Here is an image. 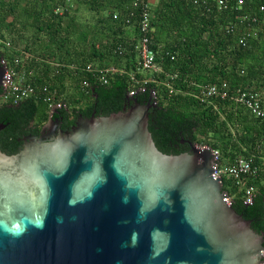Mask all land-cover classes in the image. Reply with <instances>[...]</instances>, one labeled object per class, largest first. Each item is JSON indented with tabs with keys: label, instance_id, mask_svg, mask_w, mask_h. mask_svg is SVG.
Wrapping results in <instances>:
<instances>
[{
	"label": "water",
	"instance_id": "1",
	"mask_svg": "<svg viewBox=\"0 0 264 264\" xmlns=\"http://www.w3.org/2000/svg\"><path fill=\"white\" fill-rule=\"evenodd\" d=\"M0 63L3 95L12 77L1 53ZM147 89L122 111H94L71 131L28 137L18 154L0 151V264L264 263V232L213 176L217 154L157 148L155 90L145 104L132 98Z\"/></svg>",
	"mask_w": 264,
	"mask_h": 264
},
{
	"label": "trees",
	"instance_id": "2",
	"mask_svg": "<svg viewBox=\"0 0 264 264\" xmlns=\"http://www.w3.org/2000/svg\"><path fill=\"white\" fill-rule=\"evenodd\" d=\"M134 1L0 0V37L9 40L4 34L12 35L9 41L13 45L31 30L33 40L32 47L30 44L22 50H5L2 55L11 62L25 52L34 56L27 66L35 69L31 75L27 71V79L37 91L36 96L18 104L1 102L0 123L10 121L25 127L32 122L45 123L50 115L46 99L54 93L55 101H64L68 106L58 111L67 115L71 110L74 121L94 111L97 116L117 113L129 107L131 74L152 77L155 83L132 98L145 104L155 90L149 130L157 148L172 154L184 139L218 149L224 164L238 156L253 157L259 172L244 178L246 186L256 188L253 204H244L240 187L229 176L223 178V189L233 197V208L252 221V229L263 233L264 119L253 116L230 98H212L207 103L193 94L198 90L196 85L228 82L232 95L237 89L251 90L258 94L264 108V0H245L241 7L236 0H228L226 8L220 7L218 0H147L151 4L153 46L162 69L150 74L139 72L137 20L126 23L132 12L139 13ZM72 2L99 14L97 32L92 37L86 29L77 31L70 11H76L78 6L70 8ZM58 8H63L61 14L56 12ZM234 24L239 29L228 33ZM248 31L255 34L246 47L239 46L238 40ZM47 60L62 66H51L44 62ZM88 64L116 67L125 73L111 77L108 85H100L83 71ZM84 80L90 82L85 90ZM69 90H75L76 96Z\"/></svg>",
	"mask_w": 264,
	"mask_h": 264
},
{
	"label": "built area",
	"instance_id": "3",
	"mask_svg": "<svg viewBox=\"0 0 264 264\" xmlns=\"http://www.w3.org/2000/svg\"><path fill=\"white\" fill-rule=\"evenodd\" d=\"M239 7L244 5L245 0H236ZM228 0H218V4L220 7H227ZM134 7L139 8V13L132 12L130 17L126 20L127 24H131L134 19L137 20L138 31H139V39H138V67L139 72L144 74H150L152 72H162L159 63L157 64V57L158 53L154 50L153 41H152V14H151V4L147 0H135ZM261 10H264V7H261ZM58 13L63 12V8H58L56 10ZM114 18H117V15H114ZM138 18V19H136ZM239 29L238 24L232 25L228 28V33H233ZM255 33L252 32H245L243 36L238 40V45L242 47H246L248 45V40L251 38V35ZM14 48L12 43L9 40L3 39L0 37V53L2 51L9 50ZM159 49L162 46H158ZM121 50V48H119ZM168 55V53H167ZM2 59L6 62L7 65V72L6 76H11L12 79L6 84V92L3 95H0L2 102L4 103H11V104H18L25 100L30 99L33 96L37 95V91L35 87L28 82L27 79V71H29V75L33 73V70L30 67H26L29 65V61L34 59V56L28 52L23 53L21 57H15L12 62L5 56L2 55ZM37 62H40L38 59H35ZM45 63L54 66V67H61V63L47 60L44 61ZM27 69V70H26ZM83 71L87 74H90L95 82L100 85H108L110 83V78L115 75L124 74V70L118 69L116 67H97L93 64H88L86 67L83 68ZM155 79L152 77H143L137 78L135 73L131 74V89L128 95H132V93L137 92V88L142 89L148 86L151 83H155ZM90 82L89 80H84L82 83L83 90L89 88ZM198 90L196 91L194 97L201 102H209L212 98H220V99H232L235 102L243 105L247 109H249L250 113L257 117L264 119V108L261 105L260 98L258 94L251 90H242L237 89L235 93L232 95L230 93V87L228 82H222L220 84H200L196 85ZM171 90V86L168 84ZM155 92V91H154ZM156 94V92H155ZM56 93L52 94L51 97L46 99L49 102V109L51 113L52 106L59 105L64 101H55ZM65 103V102H64ZM66 109H68L67 104L65 103ZM208 146L211 148L213 154H217L218 160L221 162L220 164H215L217 167L216 173L213 174L214 177L218 178V176L223 178L225 176H229L234 180V184H237L242 193H243V202L247 203L252 201V194L256 195V188L253 185L246 186L244 178L249 176H256L259 172V168L254 166V159L253 157H243L238 156L232 163L224 164L222 159V154L218 149H213L209 145H198L201 149ZM229 195V193L227 192ZM230 196V195H229ZM233 199L230 196L227 201H231ZM264 264V263H263Z\"/></svg>",
	"mask_w": 264,
	"mask_h": 264
},
{
	"label": "flooded vegetation",
	"instance_id": "4",
	"mask_svg": "<svg viewBox=\"0 0 264 264\" xmlns=\"http://www.w3.org/2000/svg\"><path fill=\"white\" fill-rule=\"evenodd\" d=\"M1 66L2 65L0 63V67ZM129 98L130 97H128V100H130ZM1 102L2 101H0V105ZM128 105H130V101L128 102ZM80 116L84 115L81 114ZM74 117L75 115H73V112L71 110L67 113V115L62 114L57 110V113H53L51 117L49 115V119L41 125H37L36 123L32 122L29 124V126L25 127L21 126L19 123H12L9 121L6 124L5 129L0 131V151L9 156L15 155L23 149L27 138L30 136H41L42 134L45 135L52 130L56 134L60 132L71 131L76 123V121H74ZM45 126L46 129L43 133V128ZM191 143L192 142L182 139L180 145L176 146L174 151H177L179 153L188 152L191 148ZM174 151H171L172 154H174Z\"/></svg>",
	"mask_w": 264,
	"mask_h": 264
},
{
	"label": "rangeland",
	"instance_id": "5",
	"mask_svg": "<svg viewBox=\"0 0 264 264\" xmlns=\"http://www.w3.org/2000/svg\"><path fill=\"white\" fill-rule=\"evenodd\" d=\"M78 5H76L75 3H71L69 5L70 8L72 9H76ZM70 15H74V18H75V21L77 22V31L79 32H82L83 30H87L88 32H92L91 34H89L91 37L94 35L95 31H96V28H95V25L97 24V21H98V15L97 13L89 10L86 6L84 5H80L78 6L77 10L76 11H70ZM107 15V12L103 15V16H106ZM9 20H11V18H9ZM97 32V31H96ZM32 34L31 30L30 32L27 31V33H25L23 36V38L21 39H18L16 41V43L13 42V47L12 49H10L9 52L13 51V50H22V49H25L26 46L30 45L31 44V47H32V41L31 38H30V35ZM6 36H8L9 40L10 39H13V37L11 38L12 35H7V34H4ZM91 39V38H90ZM29 47V46H28ZM31 54V53H30ZM39 60V59H38ZM36 61V60H35ZM30 62V61H29ZM28 67V66H27ZM33 71L35 68H31ZM36 71V70H35ZM69 92H76L75 90H69ZM76 93L74 94H71V95H75ZM70 95V94H69ZM0 101H2V99H0Z\"/></svg>",
	"mask_w": 264,
	"mask_h": 264
},
{
	"label": "crops",
	"instance_id": "6",
	"mask_svg": "<svg viewBox=\"0 0 264 264\" xmlns=\"http://www.w3.org/2000/svg\"><path fill=\"white\" fill-rule=\"evenodd\" d=\"M225 162V161H224Z\"/></svg>",
	"mask_w": 264,
	"mask_h": 264
}]
</instances>
